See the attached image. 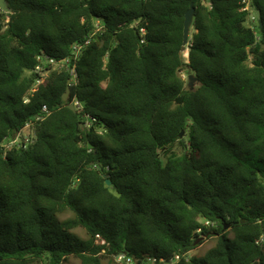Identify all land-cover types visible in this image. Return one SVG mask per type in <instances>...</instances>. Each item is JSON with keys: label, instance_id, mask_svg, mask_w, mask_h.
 Listing matches in <instances>:
<instances>
[{"label": "trees", "instance_id": "trees-1", "mask_svg": "<svg viewBox=\"0 0 264 264\" xmlns=\"http://www.w3.org/2000/svg\"><path fill=\"white\" fill-rule=\"evenodd\" d=\"M7 3L0 143L32 133L0 145V264H264V0ZM42 53L65 61L31 92Z\"/></svg>", "mask_w": 264, "mask_h": 264}, {"label": "built area", "instance_id": "built-area-1", "mask_svg": "<svg viewBox=\"0 0 264 264\" xmlns=\"http://www.w3.org/2000/svg\"><path fill=\"white\" fill-rule=\"evenodd\" d=\"M141 32L144 33V30L141 29ZM87 42L88 41H86V43ZM71 48H72V54L74 56H77L80 52L81 45L74 43L71 45ZM37 61H38V63L35 65V67L33 69V71L37 74V76L35 78V82L33 84L31 92H34L39 85L44 83L46 76H47V72H48L47 67H56V68L61 67L62 62H64L65 59L57 61L54 58L47 56V55L42 53L41 55H39L37 57ZM68 70H69V74H70V83L75 82L77 79V74H76L74 66H72ZM26 101H28L27 98L25 99V102ZM71 103L73 104L74 107H76L78 109H82V105L79 101L74 100ZM47 114H48V109L45 105H43L41 108L40 114L35 116V120H40ZM29 133H32V123H26L25 126L17 133V135L14 138L4 139L0 143V145L5 150L11 148L13 145H20L21 144L22 146H24L30 140ZM202 225L205 227L214 226L215 222L208 221V220H202ZM201 230H202V228H198L196 230V233L200 234ZM259 241H261V242L264 241V235H262L260 237ZM179 258H180L179 255H175L169 261H165L164 259H159V262L161 264H171V263H174L175 261H177ZM116 260L120 261V262H124L125 264H131L132 263V259L130 257L126 256V254H124V253L117 255ZM155 261H156L155 258H149L147 264H154Z\"/></svg>", "mask_w": 264, "mask_h": 264}, {"label": "water", "instance_id": "water-1", "mask_svg": "<svg viewBox=\"0 0 264 264\" xmlns=\"http://www.w3.org/2000/svg\"><path fill=\"white\" fill-rule=\"evenodd\" d=\"M0 10L4 11V12H10L11 9L8 6L7 0H0ZM193 13H194V8L192 6V4H190L189 8L186 10L185 14H184V22H183V35H182V45L180 48V54L184 56L185 51L187 50V45H188V40H189V36H190V30H191V26H192V21H193ZM254 14L258 20V25L261 26V20L259 19V13L258 10H254ZM188 57V51H187V55ZM196 82V77L193 74L188 75V86L190 89H193L194 83ZM70 93V79H68L66 81V88H65V92L62 95V100L65 102H68V96ZM68 107L73 110L74 106L72 103H68ZM184 134V130H182L178 137L182 138ZM105 183L107 186L111 185V180L106 178L105 179ZM223 227L224 229H227L229 227L228 224L223 223ZM210 235H214V232H211ZM206 236H208V234H204V235H200L198 236V238L195 240V244H197L199 241H201L202 239H204Z\"/></svg>", "mask_w": 264, "mask_h": 264}, {"label": "rangeland", "instance_id": "rangeland-1", "mask_svg": "<svg viewBox=\"0 0 264 264\" xmlns=\"http://www.w3.org/2000/svg\"><path fill=\"white\" fill-rule=\"evenodd\" d=\"M249 9V17H248V24L254 25V9L251 7H248ZM187 52V50L185 51ZM184 57L187 58V56L184 54ZM183 78H186L185 74H182ZM82 234V233H81ZM216 235H210L207 238H204L201 240V243L198 244L193 250L189 251L187 253V257L196 255V256H202L209 248H211L216 241ZM63 264H79V259L75 257H70L66 262Z\"/></svg>", "mask_w": 264, "mask_h": 264}, {"label": "flooded vegetation", "instance_id": "flooded-vegetation-1", "mask_svg": "<svg viewBox=\"0 0 264 264\" xmlns=\"http://www.w3.org/2000/svg\"><path fill=\"white\" fill-rule=\"evenodd\" d=\"M207 237H209V236H206L205 238H207Z\"/></svg>", "mask_w": 264, "mask_h": 264}, {"label": "bare ground", "instance_id": "bare-ground-1", "mask_svg": "<svg viewBox=\"0 0 264 264\" xmlns=\"http://www.w3.org/2000/svg\"><path fill=\"white\" fill-rule=\"evenodd\" d=\"M186 53V52H185Z\"/></svg>", "mask_w": 264, "mask_h": 264}]
</instances>
